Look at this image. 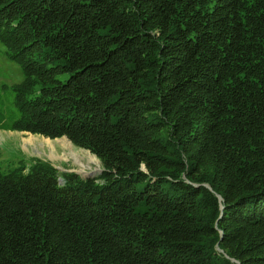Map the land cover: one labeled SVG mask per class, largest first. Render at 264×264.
<instances>
[{"label":"trees","instance_id":"1","mask_svg":"<svg viewBox=\"0 0 264 264\" xmlns=\"http://www.w3.org/2000/svg\"><path fill=\"white\" fill-rule=\"evenodd\" d=\"M0 129L92 177L0 171V264H264V0H0Z\"/></svg>","mask_w":264,"mask_h":264},{"label":"rangeland","instance_id":"2","mask_svg":"<svg viewBox=\"0 0 264 264\" xmlns=\"http://www.w3.org/2000/svg\"><path fill=\"white\" fill-rule=\"evenodd\" d=\"M21 79V73L18 67L7 61L0 54V84L11 85ZM30 140L26 147L22 139ZM46 138L39 134H33L25 131H10L0 129V171H7L12 167L22 164L28 166L32 158H39L57 167L59 172H74L81 177L85 175L79 172V167L71 158L70 151L77 153L84 162L85 170L91 173H98L101 163L89 161V155H93L89 150L75 146L67 137L48 138L53 141V147L47 144ZM65 138L69 142L55 141V139ZM52 150H51V149ZM53 156V157H52Z\"/></svg>","mask_w":264,"mask_h":264},{"label":"bare ground","instance_id":"3","mask_svg":"<svg viewBox=\"0 0 264 264\" xmlns=\"http://www.w3.org/2000/svg\"><path fill=\"white\" fill-rule=\"evenodd\" d=\"M47 144L50 147H53V141L49 140L48 138H46ZM55 141H61V142H66L64 144H66V146H68L69 142L67 141V139L62 138V139H55ZM22 143L23 145L26 147V145L28 143H30V140H27L25 138L22 139ZM51 149V148H50ZM52 150V149H51ZM71 155V158L73 159V161L75 162V164L79 167V172L83 175H87L88 173H91L89 171L85 170V165L84 162L82 161V158L75 152L70 151L69 152ZM53 157V156H52ZM89 161L92 162H98V159L96 158L95 155H89Z\"/></svg>","mask_w":264,"mask_h":264},{"label":"water","instance_id":"4","mask_svg":"<svg viewBox=\"0 0 264 264\" xmlns=\"http://www.w3.org/2000/svg\"><path fill=\"white\" fill-rule=\"evenodd\" d=\"M53 167H55V166H53ZM56 169H57V167H55ZM100 170H101V168L100 169H98V171L97 172H100ZM95 175V173L93 174V173H88L87 175H85V177L84 178H87V177H92V176H94Z\"/></svg>","mask_w":264,"mask_h":264}]
</instances>
